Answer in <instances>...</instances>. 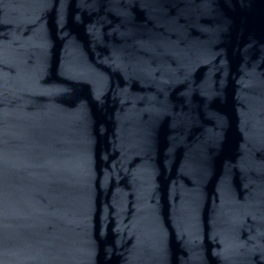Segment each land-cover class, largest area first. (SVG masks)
Listing matches in <instances>:
<instances>
[{
  "label": "water",
  "instance_id": "water-1",
  "mask_svg": "<svg viewBox=\"0 0 264 264\" xmlns=\"http://www.w3.org/2000/svg\"><path fill=\"white\" fill-rule=\"evenodd\" d=\"M0 264H264V0H0Z\"/></svg>",
  "mask_w": 264,
  "mask_h": 264
}]
</instances>
